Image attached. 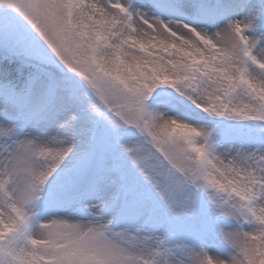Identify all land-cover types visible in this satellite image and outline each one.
Instances as JSON below:
<instances>
[{
	"label": "snow or ice",
	"instance_id": "obj_1",
	"mask_svg": "<svg viewBox=\"0 0 264 264\" xmlns=\"http://www.w3.org/2000/svg\"><path fill=\"white\" fill-rule=\"evenodd\" d=\"M0 264H264V0H0Z\"/></svg>",
	"mask_w": 264,
	"mask_h": 264
}]
</instances>
